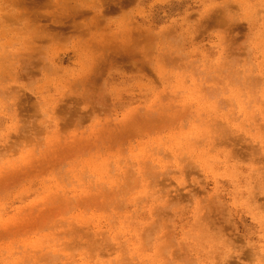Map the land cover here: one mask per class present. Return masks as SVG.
I'll use <instances>...</instances> for the list:
<instances>
[{"label":"rangeland","instance_id":"rangeland-1","mask_svg":"<svg viewBox=\"0 0 264 264\" xmlns=\"http://www.w3.org/2000/svg\"><path fill=\"white\" fill-rule=\"evenodd\" d=\"M262 5L0 0V264H264Z\"/></svg>","mask_w":264,"mask_h":264},{"label":"bare ground","instance_id":"bare-ground-1","mask_svg":"<svg viewBox=\"0 0 264 264\" xmlns=\"http://www.w3.org/2000/svg\"><path fill=\"white\" fill-rule=\"evenodd\" d=\"M68 1V0H67ZM68 3V2H67ZM19 4H20V2H19ZM61 5V4H60ZM67 6V5H66ZM220 7H224V5H221ZM222 9H225V8H222ZM107 11H108V9H106ZM75 13V12H74ZM230 16H231V14H229ZM63 16V15H62ZM72 16V15H71ZM21 17V16H20ZM69 17V16H68ZM209 19L211 20H209V22L212 24V22L213 23H215L216 21L214 20V18H210L209 17ZM213 19V20H212ZM206 20H208V19H206ZM205 20V21H206ZM204 21V22H205ZM207 23H208V21H207ZM98 24V23H97ZM204 24V23H203ZM46 28V27H45ZM49 30V29H48ZM92 30V29H91ZM38 31V30H37ZM81 33V32H80ZM47 35V34H46ZM80 35V34H79ZM36 37V36H35ZM152 37V36H151ZM110 41V40H109ZM39 49V48H38ZM127 50V49H126ZM109 51V50H108ZM109 53V52H108ZM28 54V53H27ZM21 55H23V54H21ZM35 55V54H34ZM14 57L16 58V56L14 55ZM21 58H23V57H21ZM26 58H28V57H26ZM5 59V58H4ZM100 63V62H99ZM21 76V75H20ZM23 77V76H22ZM3 84V83H2ZM12 87V86H11ZM19 87V86H18ZM2 93V92H1ZM3 95H4V93H3ZM21 98V97H20Z\"/></svg>","mask_w":264,"mask_h":264},{"label":"snow or ice","instance_id":"snow-or-ice-1","mask_svg":"<svg viewBox=\"0 0 264 264\" xmlns=\"http://www.w3.org/2000/svg\"><path fill=\"white\" fill-rule=\"evenodd\" d=\"M262 7H264V5H262Z\"/></svg>","mask_w":264,"mask_h":264}]
</instances>
